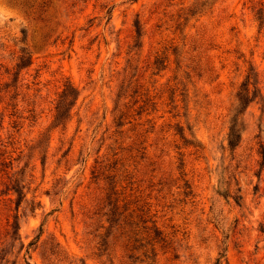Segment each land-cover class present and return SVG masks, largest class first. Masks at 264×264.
Returning a JSON list of instances; mask_svg holds the SVG:
<instances>
[{"label": "rangeland", "instance_id": "374dc122", "mask_svg": "<svg viewBox=\"0 0 264 264\" xmlns=\"http://www.w3.org/2000/svg\"><path fill=\"white\" fill-rule=\"evenodd\" d=\"M258 8L264 0H0V264H264ZM22 48L30 64L19 69ZM65 82L78 98L55 126ZM12 186L20 200L5 195ZM111 188L147 220L132 254L104 236Z\"/></svg>", "mask_w": 264, "mask_h": 264}, {"label": "trees", "instance_id": "16d2710c", "mask_svg": "<svg viewBox=\"0 0 264 264\" xmlns=\"http://www.w3.org/2000/svg\"><path fill=\"white\" fill-rule=\"evenodd\" d=\"M192 8V7H191ZM110 11H107L109 13ZM254 21L257 23V27L259 29L264 27V10L263 8H258L254 13H253ZM110 17H108L109 19ZM134 41H136L140 36V27L138 22L134 23ZM17 63L15 66L19 67V69L25 68L30 64V58L28 56V53L25 51L24 48H22L19 51V54L16 57ZM0 67H2L0 65ZM7 74V72H4ZM3 73H0L2 75ZM247 80L248 77H245L244 83H242V87L240 88L241 93L236 95L238 97V102L242 104L244 102V98L246 99L247 95ZM1 92V90H0ZM242 92L244 93L242 95ZM78 98V91L76 88H74L70 83L65 82L62 86L61 91L57 94L54 103H53V122L57 125L62 124L64 120L67 119V117L70 114V111L72 107L74 106L76 100ZM122 116L123 114L120 113ZM227 146L229 149H233L239 142L240 140V135L237 134L234 131V128L231 125L228 127V133H227ZM95 177V176H94ZM9 193H14L17 197L18 200H20L21 197H23L22 193L18 190V188L12 186L10 188L6 189L5 195H8ZM115 194L114 191H112V188L107 191L105 194V200H106V205L108 207L107 211L102 214V216L105 217V223L107 226L104 228L105 233L104 236L105 238L112 235V238L114 242H117L118 238H123L124 239V249L127 252L134 253L136 251V243H140L139 238H137V235L139 232L136 230L138 227V223H146L147 220H142L143 217L142 215H136L133 216L134 210H130L129 212L127 211V208L125 205L120 206L118 203V198H114L111 200V195ZM20 201L17 203L16 207H18V204ZM93 215L98 216V212L92 213ZM136 220V221H135ZM122 223V224H121ZM42 226V225H41ZM41 226L39 227V233H41ZM128 227V229H127ZM133 227V228H131ZM99 229H102V226L98 227ZM18 230V225L17 224H11L9 226V233L10 236L16 234ZM113 230L116 232H113ZM156 229L153 230L155 232ZM156 233V232H155ZM158 233V232H157ZM114 234V235H113ZM148 236V235H147ZM157 236V235H156ZM160 241H163L161 238L159 239ZM32 244V242L28 243V247ZM26 252V251H25ZM218 264V262L216 263Z\"/></svg>", "mask_w": 264, "mask_h": 264}]
</instances>
